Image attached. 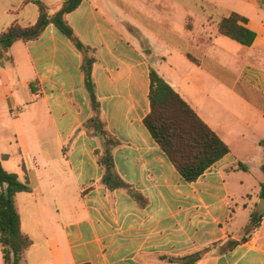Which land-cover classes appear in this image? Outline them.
<instances>
[{"label": "crops", "instance_id": "crops-1", "mask_svg": "<svg viewBox=\"0 0 264 264\" xmlns=\"http://www.w3.org/2000/svg\"><path fill=\"white\" fill-rule=\"evenodd\" d=\"M39 1L53 13L65 0ZM110 12L146 38L155 71L228 146L197 180L182 178L144 125L152 65ZM40 13L34 0H0V35ZM232 13L255 33L250 46L219 32ZM65 18L93 50L96 96L121 143L115 169L144 201L101 183L103 138L82 127L92 112L82 53L49 23L0 61V160L30 187L14 196L33 242L24 263L264 264V0H82Z\"/></svg>", "mask_w": 264, "mask_h": 264}, {"label": "trees", "instance_id": "trees-1", "mask_svg": "<svg viewBox=\"0 0 264 264\" xmlns=\"http://www.w3.org/2000/svg\"><path fill=\"white\" fill-rule=\"evenodd\" d=\"M82 0H65L53 13H49L39 0L34 2L40 8L38 21L29 27L22 28L12 24L0 35V61L11 62L7 53L10 46L17 40L37 38L45 26L54 24L72 44L82 53L83 84L91 105V115L83 123V129L91 136H101L103 141L95 150L98 164L103 170L101 183L110 191L121 188L131 195L144 201L140 193L134 192L117 173L114 164V149L120 141L106 127V121L100 109L93 81L95 57L93 50L85 46L67 23L65 15L74 10ZM245 18L232 13L223 18L218 26L221 34L250 46L255 33L241 25ZM149 112L143 123L153 139L160 146L182 178L187 182L197 180L212 164L229 152L228 146L206 125L194 109L167 83L154 69L149 71ZM264 145V141H261ZM261 170L264 174V165ZM0 247L4 264H25V252L32 245L31 238L21 229L20 214L16 208L14 196L19 192H28L27 182L20 180L16 173L6 171L0 160ZM260 197L264 199V179L260 184ZM259 214H252L250 221L257 227ZM243 237L241 240H244ZM235 242L230 241L229 247ZM197 255L186 259L193 262ZM90 264V263H81ZM188 264V262H187Z\"/></svg>", "mask_w": 264, "mask_h": 264}, {"label": "rangeland", "instance_id": "rangeland-1", "mask_svg": "<svg viewBox=\"0 0 264 264\" xmlns=\"http://www.w3.org/2000/svg\"><path fill=\"white\" fill-rule=\"evenodd\" d=\"M111 17L114 19L115 22H117L119 24V26H121L123 28V30H125L126 32H128V34L130 35V38L140 47L142 48V50L144 51V53L148 56L150 63L152 65V68L154 70L157 69L158 66V62L156 59L155 54L152 53V50L150 49L148 42L145 40L146 38H141L139 36H135V34H133V30L130 28H127L126 26H124L123 24H121L118 19L113 16L112 12H110ZM150 43H154L155 45L158 44V41H156L155 39L149 40ZM262 173V172H261Z\"/></svg>", "mask_w": 264, "mask_h": 264}, {"label": "water", "instance_id": "water-1", "mask_svg": "<svg viewBox=\"0 0 264 264\" xmlns=\"http://www.w3.org/2000/svg\"><path fill=\"white\" fill-rule=\"evenodd\" d=\"M258 208H259L258 211H261L264 208V199H261Z\"/></svg>", "mask_w": 264, "mask_h": 264}]
</instances>
